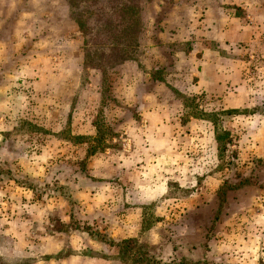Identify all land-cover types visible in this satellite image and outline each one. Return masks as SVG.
<instances>
[{"label": "rangeland", "instance_id": "374dc122", "mask_svg": "<svg viewBox=\"0 0 264 264\" xmlns=\"http://www.w3.org/2000/svg\"><path fill=\"white\" fill-rule=\"evenodd\" d=\"M0 264H264V0H0Z\"/></svg>", "mask_w": 264, "mask_h": 264}, {"label": "trees", "instance_id": "16d2710c", "mask_svg": "<svg viewBox=\"0 0 264 264\" xmlns=\"http://www.w3.org/2000/svg\"><path fill=\"white\" fill-rule=\"evenodd\" d=\"M218 138L220 139L221 135H218ZM118 245L120 246V250L122 253L132 255L136 261L140 262L147 260V257L144 256V252L141 249H135V244L132 239L125 240Z\"/></svg>", "mask_w": 264, "mask_h": 264}]
</instances>
